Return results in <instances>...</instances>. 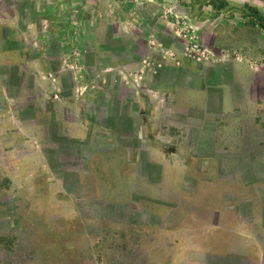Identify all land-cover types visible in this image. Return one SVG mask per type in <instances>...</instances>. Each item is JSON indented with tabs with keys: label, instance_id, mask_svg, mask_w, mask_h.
Instances as JSON below:
<instances>
[{
	"label": "crops",
	"instance_id": "obj_1",
	"mask_svg": "<svg viewBox=\"0 0 264 264\" xmlns=\"http://www.w3.org/2000/svg\"><path fill=\"white\" fill-rule=\"evenodd\" d=\"M0 2V157L29 152L15 177L53 182L46 152L109 150L127 183L156 168L144 183L174 212L206 198L207 230L264 264V0ZM187 38L214 56L185 59Z\"/></svg>",
	"mask_w": 264,
	"mask_h": 264
},
{
	"label": "rangeland",
	"instance_id": "obj_2",
	"mask_svg": "<svg viewBox=\"0 0 264 264\" xmlns=\"http://www.w3.org/2000/svg\"><path fill=\"white\" fill-rule=\"evenodd\" d=\"M11 14L0 2V15ZM183 26L178 24L185 31ZM191 40L205 48L197 38ZM189 42L190 38L181 42L187 60H191L185 56ZM16 147L18 153L4 151L0 157V264L255 263V256L239 255V242L229 231L217 236L203 225L209 218L206 198L198 196L199 207L182 206L175 212L171 198H159V183H144L154 178L156 168H142L137 162L141 168H135V174L143 181L127 183L124 167L117 174L109 165L111 151L102 149L93 160L97 152L84 144L72 145L64 151L65 159L46 152L53 182L34 183L15 177L20 170L11 163L29 153ZM90 160L94 166H89ZM161 187L167 191L162 181ZM159 205L167 207L166 214H161ZM196 217L198 225L190 226ZM249 235L264 250V235L257 228Z\"/></svg>",
	"mask_w": 264,
	"mask_h": 264
},
{
	"label": "built area",
	"instance_id": "obj_3",
	"mask_svg": "<svg viewBox=\"0 0 264 264\" xmlns=\"http://www.w3.org/2000/svg\"><path fill=\"white\" fill-rule=\"evenodd\" d=\"M191 39L193 38H190V42L186 45L185 56L199 63L210 60L214 54L208 49L202 48L196 41H192Z\"/></svg>",
	"mask_w": 264,
	"mask_h": 264
}]
</instances>
